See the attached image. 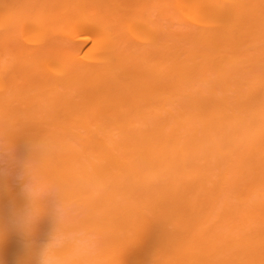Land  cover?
<instances>
[{"label": "bare ground", "instance_id": "1", "mask_svg": "<svg viewBox=\"0 0 264 264\" xmlns=\"http://www.w3.org/2000/svg\"><path fill=\"white\" fill-rule=\"evenodd\" d=\"M61 201L96 264H264V0H0V264Z\"/></svg>", "mask_w": 264, "mask_h": 264}, {"label": "clouds", "instance_id": "2", "mask_svg": "<svg viewBox=\"0 0 264 264\" xmlns=\"http://www.w3.org/2000/svg\"><path fill=\"white\" fill-rule=\"evenodd\" d=\"M22 193L25 204L13 210V226L25 238H30L40 221L42 202L48 195L47 188L29 179L23 173ZM27 246H31L28 244ZM99 238L91 230L71 225L70 208L65 202L54 205L53 226L47 239L35 252L36 264H96Z\"/></svg>", "mask_w": 264, "mask_h": 264}]
</instances>
